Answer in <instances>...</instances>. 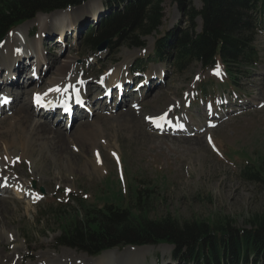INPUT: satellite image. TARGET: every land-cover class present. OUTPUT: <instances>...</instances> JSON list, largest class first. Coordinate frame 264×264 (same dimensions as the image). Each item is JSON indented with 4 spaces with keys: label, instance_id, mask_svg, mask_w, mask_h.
<instances>
[{
    "label": "rangeland",
    "instance_id": "obj_1",
    "mask_svg": "<svg viewBox=\"0 0 264 264\" xmlns=\"http://www.w3.org/2000/svg\"><path fill=\"white\" fill-rule=\"evenodd\" d=\"M107 1L102 0L103 6L98 5L100 10L104 11L101 13L103 15L99 13L95 20L92 18L97 8L84 11L86 15H82L83 6L66 13L67 17L77 20V24L76 32L68 33L62 47L50 23L48 24L51 26H40L34 22L31 26L26 24L20 27L22 32L28 31V35L24 36L22 46L14 44L24 52L22 64L17 66L25 67L30 75V68L35 61H29L30 55L25 53L31 50L34 42L41 40L44 52H37L40 58L35 64V70H40L44 75L37 73L38 83L28 85L25 84L28 75L24 73L23 78L18 81L21 90L15 92L13 100L28 89H31V92L36 89L37 96L44 94L42 91L48 88L50 79L58 77L56 68L68 57L67 60L75 59L70 74L79 82L74 87L79 88L81 83L82 87L90 92L88 95L85 93V99L87 107L90 105L91 113H86L84 118L75 117L71 126L66 119L59 122L56 115L48 117L54 129L65 135L64 138L71 142L70 146L73 148L70 149L62 143L64 153L66 152L61 155L62 166L54 160L45 164V171L35 169L30 161L24 159L26 169L38 180L33 182L32 175L24 172L25 167H21L24 174L30 177V189H26L29 188L27 186L24 188L23 179L12 176L21 180L19 182L24 186L18 184L12 188V195L18 200L19 208L16 210L9 204V212L5 211L4 221L1 219L0 225L6 222L9 231L13 235L17 231L19 235L9 245L0 243V264L29 262L28 258L21 262V257L6 260L4 245L9 250L19 246L23 254L39 243L46 245L42 251H47L52 258H58L63 253L69 254L68 258L59 259L58 264L93 262L84 253L59 245L58 214L70 222L76 215L84 214L85 209L95 206H130L136 210V187L144 186L154 191L145 208L146 216L150 220H160L168 214L182 223L196 220H208L213 223L218 219L228 218L236 227L247 228V222L253 216L264 214V184L247 181L242 176L249 160L259 164L264 158V33L260 32L257 38L261 63L250 77H243L239 85L234 86L226 79L223 67L205 71L201 64L196 63L184 73H177L170 61L162 64L154 62L153 52L157 40L168 31L189 27L188 19L174 0L164 1L163 25L158 32L140 40L145 43L144 47L130 48V43H119L113 48L108 47L102 54H94L86 47V37L90 28L98 30L100 21L107 15ZM191 4L196 10L202 9V0H193ZM261 19L264 27V14ZM196 23L200 31L201 19H197ZM6 42L7 39L3 44ZM8 57L12 60V53L8 54ZM44 58L48 59L46 67L42 66ZM127 60H130L128 65L124 63ZM141 60L144 63L138 64ZM122 64L123 67L126 65L120 73L121 79L124 80L114 88L121 90V95L116 96V92H112V97H116L118 101L114 98L110 101L106 99L107 93L113 88L106 92L102 88L104 92H101V102H96L98 95H95V89L98 85L94 89V82L100 83L104 76L115 75ZM144 66L147 67L145 72L141 69ZM136 69L140 73L134 77L131 74ZM46 70L52 72L47 74ZM155 77H161L162 80ZM0 78L3 82L9 79L4 72H0ZM14 78L16 76L12 79ZM131 78L135 79L136 83L133 90ZM203 85L208 88H202ZM213 88L214 96L206 97L204 90L208 89L211 93ZM72 91L74 88L66 94L67 102L64 105H71L74 97H77ZM6 92L7 87L2 84L0 105ZM30 96L27 99L31 104ZM15 101L16 104L12 102V109L9 110V107L0 112V122H8L5 126L7 128L4 129L8 130L9 126L10 133L16 132V129L20 130L19 125L12 126L14 114L17 117L15 106L18 110L21 107L18 106L21 102L19 98ZM170 103H173V109L165 113L163 126L156 128L152 122L155 120L148 118H154L167 109L165 106ZM55 104L56 110H59L58 105H63ZM85 122L90 125L97 124L98 128L84 132L86 126L89 127L82 126ZM22 135L27 134L22 132ZM50 135L52 137L57 134ZM13 136L8 139L13 141ZM11 140L9 142H12ZM81 143L86 153L77 154L76 146ZM56 146L57 154L62 146ZM98 161L102 167L99 170L96 168ZM41 190H44V193ZM25 196L33 197L35 202L32 199H24ZM4 198L6 196L0 194V200ZM145 247L153 248L146 253L128 252L129 248L123 251L112 250L116 253H110L111 257L107 258L105 263L115 256L117 262L123 264H183L172 259V246ZM113 262L115 264V261Z\"/></svg>",
    "mask_w": 264,
    "mask_h": 264
},
{
    "label": "trees",
    "instance_id": "obj_2",
    "mask_svg": "<svg viewBox=\"0 0 264 264\" xmlns=\"http://www.w3.org/2000/svg\"><path fill=\"white\" fill-rule=\"evenodd\" d=\"M89 1L0 0V44L39 14L80 8ZM164 1L108 0L109 11L98 30L92 27L88 31L86 47L94 54L107 41L109 48L119 43H130V48L144 47L140 40L158 32L163 25ZM192 1L174 0L188 19L189 27L168 31L158 39L154 62L170 61L177 73H184L196 63L205 71L223 67L226 79L238 86L261 63L256 41L264 30L261 19L264 0H202L200 11L192 7ZM197 19H201L200 31ZM141 69L145 71L147 67ZM204 94L214 95V88L211 93L204 90ZM242 176L247 181L264 184V158L259 164L249 160ZM151 194L154 191L150 188L136 187V210L130 206H95L70 222L58 214L59 243L92 258L127 247L169 245L174 248L173 260L183 264H264V214L253 216L247 228L236 227L228 218L213 223L208 220L182 223L168 214L163 219L150 220L145 208Z\"/></svg>",
    "mask_w": 264,
    "mask_h": 264
},
{
    "label": "bare ground",
    "instance_id": "obj_3",
    "mask_svg": "<svg viewBox=\"0 0 264 264\" xmlns=\"http://www.w3.org/2000/svg\"><path fill=\"white\" fill-rule=\"evenodd\" d=\"M98 5L103 6L102 0H91V1H89L86 5L83 6L82 15H86L85 13H83L86 10L91 11L93 8H97V10L94 12L93 18H92L93 20H95L97 18V15H99V13L101 14L104 11V10L103 11L100 10V7ZM67 12H72V10L60 11V12L53 13L51 15L40 14V15H38V18L35 21L28 22V23H26L27 25L26 24H24V25L31 26L34 22L38 23L40 26H51V25H53L51 27V29H54L56 31L55 35L59 38V42L61 43V47H62L63 44L66 42L65 39L67 38L68 33L76 32L75 25L77 24V20L74 21L73 18L67 17V15H66ZM48 23H50L51 25H49ZM27 32L26 33L22 32V28L19 27L8 37L7 42L0 46V72L6 73V76L9 78V79H7L8 80L7 82H3L2 79L0 78V83H1L0 86H2V84H5V86L7 87V92L10 94L11 97L13 95H15V92L21 90L19 87L18 81L23 78L22 75L24 73H26L28 75L27 69L25 67L17 66L19 64H22L21 60L23 58L24 52L21 51V49L18 46H14V44H16V43L21 44L22 42H24V36L28 35ZM10 44H11V46H10ZM21 46H22V44H21ZM38 51L41 53L44 52V48H43V44L41 43V40H37L36 42H34V46H32L31 50H28L25 53V55L28 54V56H29V55H32V52L37 53ZM10 53H12V57H13L12 60L11 59L9 60V57H8V54H10ZM67 59H69V58L67 57L66 61H63L61 63V65L59 64V66L56 68L55 72L57 73L58 77L57 78H51L49 83H48V88L45 91L41 90L44 94L37 96L36 89L32 90V92L30 91L31 89H28L27 91H29V92L24 91V93L22 92L21 96L17 95L16 98H19V100L21 101L20 105H18V106H21V107L18 110L17 107L15 106V111H17L15 113H17L16 114L17 117L14 114L15 122H13L14 120L12 121V126L17 127V125H19L20 130L16 129L15 130L16 132H14V133L12 132L14 136L11 135L12 133H10V127L9 126H8V128H9L8 130L4 129V127L8 124V122L6 120L0 122V194L1 195L4 194L6 196V198L0 200V221H2V220L4 221V215L3 214H6V212L7 213L9 212V209H8L9 204L13 205L14 209H16V210H18V208H19L18 200H16V198L12 195V188L15 187V185L21 184L19 182L21 180L16 179L15 177H12V176H18L20 179H23L24 180L23 182L25 183V187L23 186V184H21V185L24 188H26V186L29 187V184H30V179H29L30 177H27L24 174V172H27V173L32 175V177L34 179L33 182L38 181L37 177L35 175H33V173L31 171L29 172L26 169L23 160L27 159L28 161L31 162L32 166L35 169H37V170L39 169L42 171V170H44L45 164L49 163L51 161L57 160V162H59V164H60V161L62 160L61 155H62V153H64V149H65L64 145H66L70 149L73 148V146H70L71 142L64 138L66 136L63 135L61 132L55 130L53 127V124L47 119L48 117L52 116L54 114V112L56 113V109L54 108V106H56L55 103L62 105V104L67 102V95L66 94H68L70 89L72 90L74 88V91H72V94L76 93V95L78 97L77 100H80L81 102H83V101L87 102V100L85 99L86 98L85 93H87V95H88V93L90 94V92L87 91V89H84L82 87L83 84H81V83H79V88L74 87L75 84L77 85V83L79 82L77 79H74L73 75L70 74V72H72L71 67L74 64L75 59L70 58L73 61L67 60ZM127 61H125L124 63H127V65H128L130 60H127ZM42 64H43L42 65L43 67H46L48 64V59L44 58V61ZM123 64L121 65L122 67H120V69L116 72V74L114 73L115 75L104 76L103 81H100V83L103 82L101 86H100L99 82L98 83L94 82V84H95V86H93L94 89L98 85V87L95 89V95L96 94L98 95L96 102H99L102 99L101 92H104L103 89L106 92L108 89L117 88L118 84H122L124 79H121L120 73H122V70L124 68H126V65H125V67H123ZM35 67H36V65H35ZM51 70H53V69H51ZM51 70H50V73L52 72ZM46 71H47L46 72L47 74H50L49 70H46ZM12 72H13V75H12ZM73 73H75V72L73 71ZM41 75L43 76L44 74L41 73ZM13 76H16V78L12 79ZM26 78L27 77H25V79ZM39 78H40V76H39ZM155 78L157 80H162L161 77H155ZM104 79L106 82L104 81ZM149 79L152 80V78H149ZM36 83H38L36 81V79L34 81H31L30 78L27 82L28 85L36 84ZM107 84H109V85H107ZM50 88H53V89L50 92H47V90ZM135 90H137V89H135ZM150 91H148V92H150ZM32 93H34L33 96H32ZM38 93H39V91H38ZM29 95H31L30 98H32L31 104L28 102V99H27ZM5 98H7V97H5ZM16 98L14 97V100H13L14 103L13 104H16V101H15ZM37 98H39V99H37ZM1 99L3 100V98H1ZM122 102L124 103V100H122ZM44 105H46L45 108H43ZM171 105L173 106V103L166 105L165 107H167V109H165L164 111H161L160 113L155 115L154 118H148L151 121L155 120L152 122L156 128L160 129L163 126V118H164L165 113L170 112V110L173 109L171 107ZM11 106L13 107V105H11ZM11 106H10L9 110L12 109ZM58 106H60V105H58ZM66 106H69L68 103ZM89 106L90 105H88V107H87L88 109H89ZM62 109H63V107L60 106V110H62ZM2 110L4 112L7 109L5 107H3ZM13 110H14V108H13ZM92 112L95 113L94 110H92ZM86 125H89V127H87ZM82 126L84 128L86 126V128L84 129V132H87V130L98 128L97 124L90 125V124H88V122L83 123ZM5 128H7V127H5ZM22 132H25L27 135L23 136ZM51 133L57 134V135H54L51 137V135H50ZM9 136L14 137L13 141L10 139L12 142H9L10 141L8 139ZM84 140H86V139H84ZM58 144H60L62 146V149L59 152L57 151L58 153L56 154V148H57L56 145H58ZM82 146H83L82 143L79 146H76L75 152L77 154L86 153L85 152L86 149ZM72 152H73V149H72ZM64 154H66V152ZM15 160H16V163H15ZM12 161H14L13 164L10 163ZM97 163H98V167H96L95 165H92V166H95L99 170L102 167H101V164H99V161ZM59 164H57V165H59ZM9 165H11V166L8 167ZM21 167H23V168L25 167L24 172L21 170ZM7 174H9V175H7ZM30 188H31V185L29 188H26V189H30ZM31 196H28V197L25 196L24 199H32L35 202V199H33V197H31ZM19 202H20V200H19ZM18 235H19V232H17V231L15 232V235H13V233L9 231V227L7 226L6 222H3L0 225V243L1 244L9 245L10 242L15 241L14 238L18 237ZM58 243H59V240H58ZM59 245H60V243H59ZM43 247L45 248L46 245L39 243L34 248H32V249L26 251L25 253L21 254L22 253V251L20 249L21 247L14 246L12 248V250H9V248L7 249V246L4 245V250L6 251L5 258H6V260H13L16 257H21V262H23V260L25 258H28L29 259L28 261L31 262V263L28 262V264H58L59 259L64 258V257L65 258L69 257L68 253H63L62 256H60L58 258H52L51 256H49V253H47V251H42ZM152 248L153 247L133 248V249L129 248L128 252L129 251H137V252H141V253H146V252H148L149 249H152ZM110 253H116V251L106 252L97 259L90 258V260H93V262L88 263V261H86V264H114L113 261H115V264H123V263H118L116 258H114L115 256L112 257L111 261H109L108 263H105L107 258L111 257ZM74 263H72V264H74ZM63 264H70V263L65 262ZM75 264H77V262ZM78 264H82V263L78 262Z\"/></svg>",
    "mask_w": 264,
    "mask_h": 264
},
{
    "label": "water",
    "instance_id": "obj_4",
    "mask_svg": "<svg viewBox=\"0 0 264 264\" xmlns=\"http://www.w3.org/2000/svg\"><path fill=\"white\" fill-rule=\"evenodd\" d=\"M108 41L103 43L100 47H99V53H103L108 49ZM42 192L44 193V191L42 190ZM106 253V252H105Z\"/></svg>",
    "mask_w": 264,
    "mask_h": 264
},
{
    "label": "snow or ice",
    "instance_id": "obj_5",
    "mask_svg": "<svg viewBox=\"0 0 264 264\" xmlns=\"http://www.w3.org/2000/svg\"><path fill=\"white\" fill-rule=\"evenodd\" d=\"M37 99H39V98H37ZM6 102V101H5Z\"/></svg>",
    "mask_w": 264,
    "mask_h": 264
}]
</instances>
